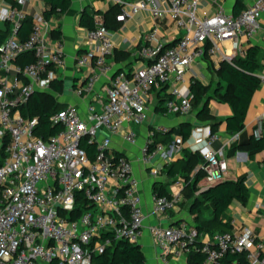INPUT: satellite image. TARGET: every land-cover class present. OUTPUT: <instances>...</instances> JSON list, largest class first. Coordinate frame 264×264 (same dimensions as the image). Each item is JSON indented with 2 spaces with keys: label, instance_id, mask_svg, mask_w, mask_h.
<instances>
[{
  "label": "built area",
  "instance_id": "1",
  "mask_svg": "<svg viewBox=\"0 0 264 264\" xmlns=\"http://www.w3.org/2000/svg\"><path fill=\"white\" fill-rule=\"evenodd\" d=\"M27 1H5L0 6V20L10 25L0 46V149L7 140L0 166V264H93V257L115 242L139 245L146 220L133 162L113 150L111 136L118 134L129 145L137 143L134 126L146 121L154 88L169 92L167 112L183 116L192 112L195 95L188 75H195L194 67L207 58L221 64L242 54L243 41L261 30L264 0L247 1L238 14L227 10V0H107L120 7L116 19L121 24L141 13L152 19L149 45L141 47L142 60L131 71L114 72L111 58L119 31L106 28L101 20H95L92 29L80 26L77 38L85 49L76 56L75 66L86 77L75 92L88 98L87 111L83 114L69 103L53 113L50 123L60 130L50 136L37 135L39 118L23 116L21 110L35 92L49 91L59 80L66 46L61 39L51 42L43 10L31 16L28 38H19L21 23L29 17L22 8ZM167 18L179 35L169 47L161 34ZM25 52L34 60L21 66L16 62ZM101 76L108 78L104 92L96 91ZM259 77L264 82V73ZM263 130L264 112L253 136L259 138ZM168 131L157 127L140 148L141 162L154 177L171 162L167 154L156 163L167 146L156 143L154 135ZM204 134L187 142L176 135L172 148L187 143L189 150L201 152L204 163L194 175L202 171L203 179L214 185L225 180L228 163L223 150L202 148V143L209 145L216 138L209 127ZM84 140L97 146L93 159L82 148ZM244 183L252 184L251 173ZM79 195L88 208L72 219ZM182 197L181 192L153 194V213L176 210ZM150 233L164 253L175 258L197 251L204 256L202 264H222L228 253L245 252L249 264H264V244L247 226L206 236L182 221L151 227Z\"/></svg>",
  "mask_w": 264,
  "mask_h": 264
},
{
  "label": "crops",
  "instance_id": "2",
  "mask_svg": "<svg viewBox=\"0 0 264 264\" xmlns=\"http://www.w3.org/2000/svg\"><path fill=\"white\" fill-rule=\"evenodd\" d=\"M5 1L15 3L16 0H0V6ZM237 1L238 0H227V10L238 14L246 7L247 1L249 0H241L242 9L238 12V9H235ZM46 7L47 5L44 0H28L27 3L22 6L23 10L30 17L39 10L45 11ZM112 7L117 6L107 0H71V6L65 13L53 15L48 19V32L51 42L54 43L61 39L66 46V65L60 70L59 78L64 88L61 93L53 92L52 94L59 102L65 104V106L69 103L75 104L83 114L87 111L88 98L85 96H78L75 92L77 86L85 82L86 77L84 71L75 66L76 56L85 49L77 38V29L81 26L79 21L83 11L86 10L91 15L96 13L95 20H101L103 22L104 14ZM212 10L214 11V8H212L211 11ZM116 23L118 26L115 29H110L112 31H119L116 44L117 48L111 58L114 72L121 70L131 71L134 66L142 60L140 56L141 47L143 45H149L146 37L153 22L148 15L141 13L128 20L125 24L119 23L117 19ZM0 29H7V23L0 20ZM161 34L167 39V44L174 43L178 39L179 35L170 18L165 20ZM224 45L227 47L226 44ZM250 46H257L260 50L258 55L260 67L257 71V75L260 76L264 73V15L261 20V30L251 40H244L241 45V50L244 51ZM226 50L228 52V48H226ZM219 67L220 64H215L212 59L207 58L194 67L195 75H193V73L188 75L190 84L197 80L205 86H209V91L207 93L209 97L208 108L212 119L198 117L197 110L186 116L175 112H167L166 109H164V103L166 99L170 97L169 92L164 88H154L150 95L147 119L137 128V143L135 145H129L123 141L120 135L114 134L111 136L113 150L118 154L127 156L132 160L134 165V177L138 182V191L141 195L146 215L144 233L139 242L140 249L146 258L145 264H187L188 260L187 254L183 255L181 258H175L171 253H164L163 249L151 235V227H168L177 225L182 221H187L191 225L197 226L195 222L197 216L191 211L194 200L193 198L184 197L182 193L186 185L185 177L182 175L183 171L180 170L174 177L168 175V169L171 165L174 163L179 167L182 165L184 156L183 150L188 149V144L185 143L179 148H172L174 137L179 134L172 135L173 141L171 144H166V152L159 153L156 158V163H160L163 162L164 156L168 154L171 155V162L166 166V170L157 177H154L150 173L149 168H146L141 162L140 148L146 142L150 132L160 126H164L171 130L173 128H178L184 123H188L192 126L190 137L194 138L200 136L204 137V128L209 127L211 129V127H214L213 133L216 135L214 141L209 145L204 142L201 146L204 149L211 148L215 151H224L228 163V171L224 181H236L239 178H246L250 173L252 174V184L247 187L249 190L247 200L245 202L234 201L231 203L224 215V222H229L232 228L241 226L249 227L253 231L256 239L264 244V150L250 157L249 151L246 149L253 136L256 120L264 112V82L261 83V86L255 91L252 97L244 129L237 133L228 132L226 119L232 114V110L229 104L220 100L216 94L220 81L216 73H214V70H217ZM212 79H214V83H211ZM107 84L108 78L101 76L96 84V91L104 92V88ZM210 84L213 86L210 87ZM49 92H52V90H49ZM164 98L165 101H163L164 103H162L160 107V102H162ZM200 128L203 129L201 132L199 131ZM161 136L162 135H154L156 143H162ZM188 139H186L185 142H187ZM193 153H197L203 159L201 152ZM200 165L201 164L198 163L192 166V169H194L190 174L191 178L194 176L195 169ZM171 179H176V181L182 183L180 186V192L183 196L182 202L176 210L167 214L156 215L152 211L153 194H155L156 189L162 186L167 194H172L168 192ZM214 185L209 184L205 179H201L197 184L195 197H200L203 192ZM199 210L203 219L212 218L213 205L211 202L202 203ZM201 233L206 236L212 234L207 231Z\"/></svg>",
  "mask_w": 264,
  "mask_h": 264
},
{
  "label": "trees",
  "instance_id": "3",
  "mask_svg": "<svg viewBox=\"0 0 264 264\" xmlns=\"http://www.w3.org/2000/svg\"><path fill=\"white\" fill-rule=\"evenodd\" d=\"M47 5L44 15L49 19L53 15L65 13L71 6V0H44ZM238 10H237V9ZM235 9L240 11L242 9L241 0L236 3ZM120 12V7H112L103 16V25L108 29H115L118 24L116 23V15ZM95 14L91 15L86 10L83 11L79 24L88 28H95ZM32 29V18L29 16L22 21L18 30V36L21 40L28 38ZM10 33V25L7 24V29H0V46L8 38ZM174 43H169L166 47L172 46ZM259 48L257 46H250L242 54L235 56L231 61H223L216 73L220 85L217 88L216 94L220 100L229 104L232 114L226 119L227 131L237 133L244 129L246 116L251 104L252 97L256 90L261 86V79L257 75L259 70ZM34 60L32 53L25 52L19 56L17 64L24 66L31 63ZM224 84V85H223ZM62 81L56 80L51 85L52 92L38 91L35 92L28 104L25 105L21 112L23 116L38 117L39 127L36 129L37 135L50 136L57 133L60 130L59 126H52L50 123V116L53 113L58 112L56 107L58 106L57 99L52 94L61 93L63 91ZM165 89V88H164ZM163 89V90H164ZM191 90L195 95L192 109L198 111V117L204 119H212L209 112V97L207 93L209 86H205L199 81H193L191 83ZM165 98L160 102V107L164 103ZM166 109V108H164ZM167 111V110H166ZM192 126L188 123H184L178 128L169 130L166 134L156 132L155 135H162L161 140L164 144H171L173 141V134H179L184 140L188 139L191 135ZM211 131H214V127H211ZM7 140L4 142L3 147L0 149V166L3 164L6 154L5 146ZM82 148L88 153L91 159L94 158L97 146L91 144L87 140L82 142ZM249 151L250 157H253L255 153L264 150V130L259 138L252 136L249 145L246 148ZM183 163L179 167L176 163L171 165L168 169V175L174 177L182 170L183 176L186 180V185L182 190L183 196L186 198H193V207L191 211L196 214L195 222L200 232L207 231L210 233L216 232H228L231 231L232 226L229 222H224V215L234 201L245 202L249 196V190L245 185V178H239L236 181H223L208 190L203 192L200 197H195L197 191V184L204 178V173L198 171L193 178L190 174L193 171L192 166L200 163H204L197 153H193L188 149L183 150ZM163 187V186H162ZM156 189L155 193L159 195H166V191L163 188ZM211 202L213 205V216L210 219H203L200 214V206L202 203ZM88 208L87 203L84 201L81 195L77 200V210L72 214V219L76 218ZM264 255V252L261 253ZM187 264H202L204 256L197 251H191L187 254ZM146 258L140 249L139 245L130 244L127 241L115 242L109 247L104 254L96 255L93 257V264H145ZM222 264H249L246 253L238 252L235 254L228 253Z\"/></svg>",
  "mask_w": 264,
  "mask_h": 264
},
{
  "label": "rangeland",
  "instance_id": "4",
  "mask_svg": "<svg viewBox=\"0 0 264 264\" xmlns=\"http://www.w3.org/2000/svg\"><path fill=\"white\" fill-rule=\"evenodd\" d=\"M214 78V76H213ZM214 79L211 80V83H214ZM213 85L210 84V87H212ZM208 96V95H207ZM58 102V106L56 107L57 111L62 110L65 107V104H62L61 102ZM195 111V109H192V112H190L189 114H192ZM136 129L139 128V126H134ZM182 185L181 182L176 181V179H171V184L168 186V192L169 193H179L180 192V186ZM179 186V187H178Z\"/></svg>",
  "mask_w": 264,
  "mask_h": 264
}]
</instances>
